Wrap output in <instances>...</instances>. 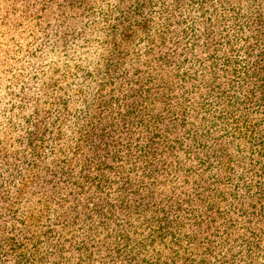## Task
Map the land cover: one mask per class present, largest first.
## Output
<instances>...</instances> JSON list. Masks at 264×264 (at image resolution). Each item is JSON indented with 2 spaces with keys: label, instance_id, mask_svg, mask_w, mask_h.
Here are the masks:
<instances>
[{
  "label": "trees",
  "instance_id": "1",
  "mask_svg": "<svg viewBox=\"0 0 264 264\" xmlns=\"http://www.w3.org/2000/svg\"><path fill=\"white\" fill-rule=\"evenodd\" d=\"M261 217L264 0H0V264H254Z\"/></svg>",
  "mask_w": 264,
  "mask_h": 264
},
{
  "label": "rangeland",
  "instance_id": "2",
  "mask_svg": "<svg viewBox=\"0 0 264 264\" xmlns=\"http://www.w3.org/2000/svg\"><path fill=\"white\" fill-rule=\"evenodd\" d=\"M260 220H263V218L261 217ZM263 223L264 220L262 221L261 225ZM253 262L254 264H264V245H256V247L253 246Z\"/></svg>",
  "mask_w": 264,
  "mask_h": 264
}]
</instances>
